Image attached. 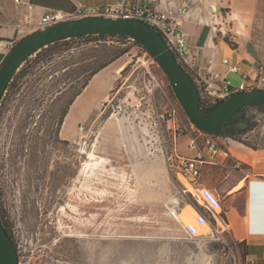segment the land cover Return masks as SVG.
I'll use <instances>...</instances> for the list:
<instances>
[{"label":"rangeland","instance_id":"rangeland-1","mask_svg":"<svg viewBox=\"0 0 264 264\" xmlns=\"http://www.w3.org/2000/svg\"><path fill=\"white\" fill-rule=\"evenodd\" d=\"M217 8L223 17L212 18L216 40L244 56L249 51L255 63H264V0L253 14L238 16ZM122 41L84 48L80 40H71L68 50L61 46L37 64L33 54L19 69L34 65L0 116V212L20 264H242V247L230 231L214 238L186 237L175 212L200 204L185 179L169 168L173 130L161 114L177 107L181 124L190 119L163 69L144 55L146 49ZM118 47L127 48L129 55L110 66L127 63L116 88L101 100L91 87L84 94L87 117L73 118L64 131L67 115L62 112L85 80V55L98 56L94 67ZM132 55L141 57L150 72L132 61ZM163 75L164 91L155 88V79ZM232 82L239 84L240 79ZM252 111L251 128L233 139L264 147V112ZM187 138H178L181 152ZM47 160L53 179L37 181Z\"/></svg>","mask_w":264,"mask_h":264},{"label":"crops","instance_id":"crops-1","mask_svg":"<svg viewBox=\"0 0 264 264\" xmlns=\"http://www.w3.org/2000/svg\"><path fill=\"white\" fill-rule=\"evenodd\" d=\"M34 4L33 15L38 18L50 10L73 12L78 4L97 6L118 3L121 0H24ZM152 1L160 8H178L189 6L182 29L188 34L191 47L197 50L200 64L205 67L209 60H214L215 68L225 71L222 59L230 56L238 62L243 71L251 68L255 62L251 52L244 56L239 49H228L216 40L212 27V6L230 9L234 14L255 13L260 0H145ZM29 12L25 4L17 5L14 0H0V64L6 58L13 41L18 39L16 24L22 15ZM109 38V37H108ZM118 40L119 37H113ZM129 42L127 38L122 39ZM117 62V61H116ZM110 64L98 72L83 92L76 97L67 114L69 123L73 118L87 117V105L84 94L94 86V93L101 100L116 88L115 81L121 76L127 63ZM238 80L239 75H230ZM67 131V129H66ZM222 142L231 151V156H220L216 165L202 166L200 183L212 189L222 199V213L225 216L231 236L242 247V264H264V147H252L229 136L222 135ZM178 214V213H177Z\"/></svg>","mask_w":264,"mask_h":264},{"label":"built area","instance_id":"built-area-1","mask_svg":"<svg viewBox=\"0 0 264 264\" xmlns=\"http://www.w3.org/2000/svg\"><path fill=\"white\" fill-rule=\"evenodd\" d=\"M14 1L17 5L25 4L29 12L23 14L21 20L16 24L18 39L13 41L12 47L17 41L35 31L70 19L89 16L137 19L149 24L163 36L198 87L200 103L203 104V107L210 108L239 91L264 88V63L262 62H254L247 71H243L240 64L232 61L230 56L222 59V65L226 67L225 71L215 68L214 60H209L205 67L200 64L198 51L191 47L188 34L182 29L183 21L189 11L187 4L178 8H160L152 1L121 0L118 3L97 6L78 4L73 12L50 10L36 18L32 13L35 8L34 4L24 0ZM222 17L221 10L212 6V18L217 20ZM211 26H213L212 23ZM127 40L135 42L130 37H127ZM148 53L147 51L144 54L148 61L150 60L160 68L159 62ZM131 60H135L136 64L140 63L147 72H150L148 64L141 61V57L132 55ZM230 75H239L240 83H233ZM155 82V88L164 91L167 78L164 76L160 80L155 79ZM161 117L167 121V127L173 130L172 144L167 157L169 168L180 180L185 179L194 187L195 190L192 193L200 204L197 206L194 220L182 223L186 237L208 236L214 238L226 230L229 231L228 222L222 213V199L212 189L204 187L200 183L203 165H216L219 163L220 156L226 158L231 156V151L222 142V135L207 133L191 121L185 125L181 124L177 107H170L161 114ZM79 130L84 132L83 125L79 127ZM182 135L188 137L184 152L179 150L178 145V138ZM81 138H85V135H81ZM203 225H207L209 231L196 234V227ZM248 262L249 264L255 263V259L250 258Z\"/></svg>","mask_w":264,"mask_h":264},{"label":"water","instance_id":"water-1","mask_svg":"<svg viewBox=\"0 0 264 264\" xmlns=\"http://www.w3.org/2000/svg\"><path fill=\"white\" fill-rule=\"evenodd\" d=\"M123 34L139 42L161 65L181 106L201 130L216 134L237 121L238 111L249 104L264 105V88L233 93L213 108H204L200 92L191 75L163 36L149 24L137 19L89 16L62 21L35 31L17 41L0 64V106L8 86L23 63L43 47L59 40L82 34ZM244 129L248 123L238 122ZM0 264H20L14 241L0 217Z\"/></svg>","mask_w":264,"mask_h":264},{"label":"trees","instance_id":"trees-1","mask_svg":"<svg viewBox=\"0 0 264 264\" xmlns=\"http://www.w3.org/2000/svg\"><path fill=\"white\" fill-rule=\"evenodd\" d=\"M108 37L110 39H108ZM113 37H119V39L117 40L120 43H124L122 41V39L127 38L128 36L123 35V34H82V35H78V36H73L71 38H66V39H62L59 40L55 43H51L46 47H43L41 50L37 51L35 53V56H37L34 59V63H40V62H44L45 58H47L48 56H52L55 53H58L61 49L59 47L61 46H65L66 48L63 50H68L70 48V45H68V42L71 40H80L81 45H84V48H87L88 46H93V48H98L103 44H107V41H113L115 42V40H113ZM82 41V42H81ZM136 43L140 44L139 42L135 41ZM141 45V44H140ZM106 46V45H104ZM115 46V45H114ZM112 48H114L112 46ZM118 51L114 52L111 56H109V58H107L106 60H103L101 62H99L97 65H95L94 67H92L94 65L93 60H96V58H98L97 55L95 56H86L85 55V62H86V72L87 74L85 75V80L80 88V90L74 94V96L70 99V101L67 103V106L65 108V110H63L62 115L63 117H65L68 112L69 109L71 107V105L73 104L74 100L76 99V97L78 95H80L83 90L88 86V84L90 83V80L101 70H103L104 68H106L107 66H109L110 64H112L113 62H115L118 58H120L122 55H124L126 52H128L127 48H117ZM86 50V49H85ZM96 50V49H95ZM51 55H50V54ZM31 58V57H30ZM30 58L26 60L25 63H27L28 61L30 62ZM34 68V65H31L29 67H25L24 69H21L19 71H17V73L14 75L12 81L10 82L7 92L5 93V96L3 97V101L1 103L0 106V116L1 113L3 112V109L6 107L7 103L9 102V98L12 99V97L15 95V90L18 87L17 85L19 84V82L24 78L25 75H27L28 73L32 72ZM189 73V72H188ZM220 102L216 103L215 105H213L210 108L216 107ZM201 106L203 107V104L201 103ZM205 108V107H204ZM252 110H256V111H261L264 112V105H260V104H249L246 105L244 107H242L238 113L236 114L237 117V121L233 124H228L225 127H223L219 132L216 133V135H222V133H228L229 137H232L234 139H236V135L237 133H242V132H247L250 128H251V121L249 119L250 114L253 112ZM238 122H244V123H248V127L241 129L240 127H238L237 123ZM249 145V144H247ZM251 146V145H249ZM253 147V146H252ZM255 148V147H254ZM0 217L2 219L3 224L5 225L6 229L8 230L9 234L11 235L14 244L15 240L11 234V232L9 231L3 216L0 212ZM17 247V245H16Z\"/></svg>","mask_w":264,"mask_h":264},{"label":"bare ground","instance_id":"bare-ground-1","mask_svg":"<svg viewBox=\"0 0 264 264\" xmlns=\"http://www.w3.org/2000/svg\"><path fill=\"white\" fill-rule=\"evenodd\" d=\"M66 125H67V121L64 122L63 124V130L65 131V128H66ZM91 157H95L96 154L94 152H90L89 154ZM107 161L106 158H104L102 160V162H105ZM91 162L90 161H87L86 162V167L90 166ZM91 167V166H90ZM97 167V166H96ZM95 167V168H96ZM105 168V167H104ZM91 170V169H90ZM90 174V173H89ZM183 183L186 185L187 189L189 191H194V187L187 181V180H183ZM173 213H174V210H173ZM197 213V209L194 208L192 205H187L186 206V211L183 212V213H180V214H177L175 212V215L176 217L181 221V222H188V221H193L194 218H195V215ZM208 226L207 225H203V226H197L196 227V230H195V233L196 234H200V233H206L208 231Z\"/></svg>","mask_w":264,"mask_h":264},{"label":"flooded vegetation","instance_id":"flooded-vegetation-1","mask_svg":"<svg viewBox=\"0 0 264 264\" xmlns=\"http://www.w3.org/2000/svg\"><path fill=\"white\" fill-rule=\"evenodd\" d=\"M67 147V146H66ZM50 148H55V147H50ZM19 157H21V156H19ZM52 161V160H51ZM19 164H20V162L19 163H16V168L18 169L19 167ZM5 165H7V167H5L4 169L5 170H8V168H9V164H5ZM44 165H46V167L45 168H43L42 170H41V177H39L40 175H39V173H37V177H36V180L37 181H42V180H44V179H53V173L52 172H49V167H50V160L48 161L47 160V162L44 164ZM18 173H17V175H19V173L21 174V172H20V170L19 171H17ZM47 174H49V176L47 177L46 175ZM9 176V174L7 173V172H5V176H4V178H7ZM66 177L69 179V168H67V175H66ZM7 183H8V181L7 180H5V183H4V198H7L6 197V193H8V186H7Z\"/></svg>","mask_w":264,"mask_h":264}]
</instances>
